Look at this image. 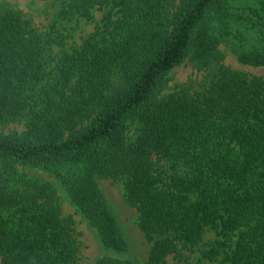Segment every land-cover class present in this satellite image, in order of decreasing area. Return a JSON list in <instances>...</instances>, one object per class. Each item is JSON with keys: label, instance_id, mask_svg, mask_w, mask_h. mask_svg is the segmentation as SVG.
Listing matches in <instances>:
<instances>
[{"label": "trees", "instance_id": "16d2710c", "mask_svg": "<svg viewBox=\"0 0 264 264\" xmlns=\"http://www.w3.org/2000/svg\"><path fill=\"white\" fill-rule=\"evenodd\" d=\"M52 1L61 20L103 14L67 46L57 22L40 31L0 3V125L23 126L0 131V264H87L56 187L27 169L94 231L92 264H141L106 179L136 213L145 264H264V79L220 50L264 67V0ZM186 60L207 81L167 92Z\"/></svg>", "mask_w": 264, "mask_h": 264}, {"label": "rangeland", "instance_id": "374dc122", "mask_svg": "<svg viewBox=\"0 0 264 264\" xmlns=\"http://www.w3.org/2000/svg\"><path fill=\"white\" fill-rule=\"evenodd\" d=\"M0 3L10 9L20 10L24 17L40 31L48 30L54 22H57L65 37V44L67 46L79 43L83 37L91 33L94 30L96 22L101 19L103 14L102 11L94 9L92 12V20L81 18L61 20L58 17V13L63 5L61 2L52 0H0ZM53 50L54 53H58L61 47H54ZM220 50L224 54L223 64L227 67L243 72L249 76H258L264 79V67H255L241 63L224 45L220 47ZM207 75V71L198 70L192 62L186 60L169 73L170 80L167 92L175 90L178 86H185L192 90L199 89L201 84L207 81ZM22 129L23 126L20 123L0 125V131L5 134H9L12 131L20 132ZM26 172L31 176L48 180L56 187L58 195H60L62 215L72 216L75 222L74 227L78 237L82 260L87 264L94 263L97 258L104 254V249L97 241L94 231L89 228L87 221L69 203L60 184L56 180L48 177L45 173L30 169H27ZM100 186L115 208L119 220L131 242L134 253L140 263L145 264L149 254V246L143 233L136 224L135 211L126 203L121 182L106 179L100 181ZM214 238L215 234L213 232L207 233L206 240Z\"/></svg>", "mask_w": 264, "mask_h": 264}]
</instances>
